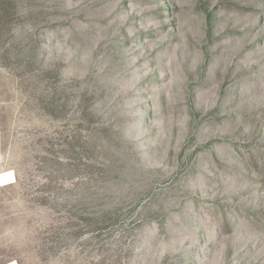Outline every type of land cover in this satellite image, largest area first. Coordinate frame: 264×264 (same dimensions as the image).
I'll return each mask as SVG.
<instances>
[{"label":"rangeland","instance_id":"rangeland-1","mask_svg":"<svg viewBox=\"0 0 264 264\" xmlns=\"http://www.w3.org/2000/svg\"><path fill=\"white\" fill-rule=\"evenodd\" d=\"M0 264H264V0H0Z\"/></svg>","mask_w":264,"mask_h":264}]
</instances>
